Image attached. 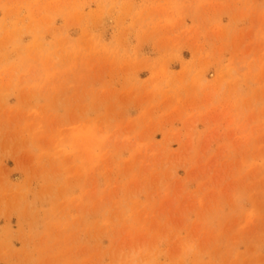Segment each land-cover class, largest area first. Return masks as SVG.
<instances>
[{
  "label": "rangeland",
  "instance_id": "1",
  "mask_svg": "<svg viewBox=\"0 0 264 264\" xmlns=\"http://www.w3.org/2000/svg\"><path fill=\"white\" fill-rule=\"evenodd\" d=\"M0 264H264V0H0Z\"/></svg>",
  "mask_w": 264,
  "mask_h": 264
}]
</instances>
